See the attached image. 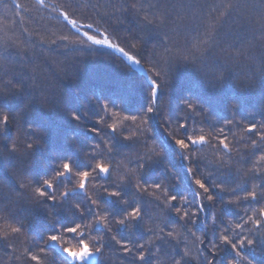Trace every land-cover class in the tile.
<instances>
[{
    "label": "trees",
    "instance_id": "16d2710c",
    "mask_svg": "<svg viewBox=\"0 0 264 264\" xmlns=\"http://www.w3.org/2000/svg\"><path fill=\"white\" fill-rule=\"evenodd\" d=\"M131 2L0 0V66L23 80L30 91L2 103L6 111H18L31 103L32 110L21 121L23 138L41 145L31 163V176L52 180L57 175L53 169L65 162H71L74 171L78 167L90 173L84 190L79 189L76 176L58 186V199L64 191H69L70 197L55 213L34 207L31 199L25 202L17 195L20 203L13 210L24 219V229L14 242V252L11 245L6 250L0 248V264H26L24 252L45 257L44 264H76L64 249L80 250L81 242L88 243L93 252L100 249L94 264H131L133 254L139 255L134 247L137 242L145 244V253H154V262L163 264H172L173 258L185 264L181 259L185 254L190 264H264V244L234 250L223 243L224 237L237 245L245 237L264 239V215H260L264 200L259 199V193L264 192L260 179L264 176V160L260 159L264 153L251 155L250 137L255 133L245 131L250 121L264 123V87L242 64L229 62L222 54L219 62L232 73V79L223 85L214 80L211 69L201 76L196 70L198 62L182 59L185 55L195 59L196 47L202 45L206 30L217 19V27L223 25L221 30L228 31L223 22L229 0H195L204 7L188 18V26L173 41L167 37L162 41L144 30V17H155L156 9L151 6L155 0H139V15L127 9ZM71 21L86 35L75 30ZM89 37L111 41L139 60L151 81L161 83L159 113L146 110L157 107L156 97L149 98L151 83L147 78ZM166 44L171 52L165 51ZM158 71L167 75L158 77ZM189 97L202 105V111H185ZM109 101L117 106L102 111L100 104ZM238 103L239 108L235 107ZM69 111H82L84 116L74 122ZM30 131L42 138L29 136ZM19 134L20 124H13L6 133L10 140ZM185 136L194 140L203 136L207 143L197 144L202 150L193 151L186 140L189 149H181L175 140ZM222 140L228 150L223 149ZM64 157L70 161L61 160ZM11 163L0 161V174L10 169ZM97 164L108 167L111 176H97L92 171ZM254 168L260 170L256 179L252 178ZM196 180L206 187L214 185V201L207 199L208 193ZM114 182L128 186L124 198L141 209V222L133 219L126 221L131 227L118 223L108 227L110 213L128 207L107 196L108 191L116 190ZM155 182L160 183L159 188ZM252 189L259 202L244 199ZM26 191L19 188V193ZM173 194L176 201L171 200ZM76 204L81 211L73 216ZM88 207L92 212L84 213ZM25 208L29 211H23ZM121 218L117 215L116 221ZM53 219L60 237L56 244L47 238L52 234ZM73 220L79 229L70 234L61 224ZM12 226L18 225L0 222V234L6 229L10 232ZM125 243L132 252L121 249Z\"/></svg>",
    "mask_w": 264,
    "mask_h": 264
},
{
    "label": "snow or ice",
    "instance_id": "6c2138e0",
    "mask_svg": "<svg viewBox=\"0 0 264 264\" xmlns=\"http://www.w3.org/2000/svg\"><path fill=\"white\" fill-rule=\"evenodd\" d=\"M156 9V14L154 19L149 20L147 16L144 17L145 29L151 33H154L161 37L163 41L164 37H167L168 41H173L177 35H179L184 28L188 26V18L197 13L198 9H202L203 5H197L195 0H155V3L151 5ZM142 5L139 4V0H132L131 3L127 5V9L139 15V8ZM226 19L224 24L228 25V31L224 32L217 27L220 24V20L217 19L216 23L209 25V28L206 30V37L202 42L201 46L196 47L193 56L189 57L187 55L183 56L182 59L189 61L190 63L198 62L197 72L201 76L208 74V69L212 70L213 78L216 82L223 85L230 79H232V73L227 69L225 64H221L218 60V57L222 54L224 58L231 62L233 60L237 61L239 64H242L244 68L252 73L254 79H256L259 86L264 87V0H260L259 3H252L251 0H229L228 10L226 13ZM64 18L67 20L68 16L65 15ZM73 26H75V21H71ZM91 39V37H89ZM96 44H100L99 40L94 41ZM171 47L166 44L165 51L171 52ZM123 52V49H120ZM125 55H127L125 53ZM132 60V57H128ZM134 63L139 64V60L133 61ZM12 75L13 79H5V77ZM158 77L166 76L167 73L158 71L156 73ZM161 83L157 80L151 81V88L149 89L150 99L152 96H155L157 99V107L153 109L152 107H147L146 110L148 113H159V101L161 99ZM30 94L28 88H26L23 80L15 77L14 73L11 70L7 69L4 66H0V161L7 159L12 162L10 169L6 170L5 173L0 174V222L8 225H18L12 226L11 231L7 229L0 234V248L7 249L10 245L13 246V252L15 251L14 242L22 234L24 229V219L19 218L18 213L13 209L14 207L19 206V197L24 199L27 202L28 199L33 201V206L37 208H45L52 213H55L58 209H62L64 203L70 197L69 191L62 192V198L58 199L56 196V191L58 186H63L64 180L68 177L76 176L79 177V189L84 190L86 183L89 181L90 173L89 171H83L80 168L76 167L75 171L73 164L71 162L62 163L61 168L53 169L54 175L52 180L41 179L39 177L31 176L30 167L32 160L35 157L36 149L40 147L36 141H28L23 138V125L21 121L24 120L25 115L32 110L30 102L25 103L18 111L7 110L3 106V101H6L9 97H22ZM198 99V98H197ZM116 107L111 101L109 104H100L102 111H107L109 107ZM235 107L239 108L240 103ZM197 109L202 111V105L194 102L191 97L186 98L185 102V111L196 112ZM84 116V113L78 111H69V119L74 122H80ZM132 121L135 122L136 117H131ZM264 120V116H262ZM13 124H20V134L11 139L6 135L7 129ZM181 127H186V125H181ZM113 128V132H115ZM222 131V130H221ZM245 131L248 133H255L251 140V148L254 151L251 153L252 156L256 155V151L264 153V123H259L250 121L249 125L245 127ZM29 136H36L37 140L42 137L37 134L36 131L28 132ZM258 137V141H257ZM126 139H133L132 137H127ZM137 141L139 138H135ZM190 141L193 151H199L202 149H197L195 146L205 145L207 141L203 136L199 140H194L191 137L185 136L184 139H176L175 144L178 145L181 149H189ZM223 146V149L228 150L229 145L220 141ZM257 144L260 147H257ZM261 160H264V154L260 156ZM61 160H69V157L61 158ZM139 167V165H138ZM92 171L97 173V176L110 177L111 173L108 167H105L103 164H97ZM260 170L257 168L252 169L253 179H256V173ZM31 176V180L29 179ZM63 178V179H62ZM261 183H264V176L260 177ZM53 181H57L56 184ZM157 188L160 187L159 182H155ZM196 184L199 185L201 189H204L208 193L207 199L209 201H214L215 196L213 194V187H206L205 183L201 180H196ZM113 186L116 188L115 191H108L107 196L110 198H115V202L128 205V207L123 208L122 211H114L110 213L112 215V221L108 225L111 226V223H118L121 227H131V224H126V221L135 219L137 222H141V209L136 208L134 204L129 203V200L125 199L127 194V185H121L119 182H114ZM19 188H24L27 191L19 193ZM223 191V189H222ZM31 193V197L28 196V193ZM257 192L255 189H252L248 192V196H245L244 199H251L252 201H257ZM259 199L264 200V192L259 193ZM171 200L176 201L177 196L175 194L171 195ZM51 201V203H49ZM95 203V201H92ZM231 203V201H229ZM73 216L77 215L80 210V205L76 204L73 206ZM128 208H132L131 211ZM23 211L28 212L27 208ZM84 213H91L92 208L88 207L87 209L82 210ZM127 213V216H124V213ZM119 215L122 218L119 221H116V216ZM260 215H264V210H261ZM27 217H25L26 219ZM57 221L53 219V227L51 233L48 235V240L52 244H56L60 237L56 234L58 229L56 228ZM97 224H101L102 221H97ZM61 227L64 228L68 233L75 234L79 229V225L75 224L73 220L72 223L61 224ZM260 225L257 223L256 228L259 229ZM163 231V230H161ZM107 235V233H106ZM171 236V233L168 234ZM113 240L115 237H111ZM158 239L161 241L165 240L164 236H159ZM264 244V239L255 238L250 239L245 237L239 241V245L229 241L227 237L223 238V243L230 244L231 247L235 250L237 247L243 248L247 246H253L257 243ZM117 243H120L117 241ZM147 243H151L148 241ZM121 249L125 253L132 252V249L128 245L121 244ZM136 251L139 252V255L133 254L131 264H163L162 261H155L152 259L154 253L151 251L145 253L144 243H139L134 245ZM66 254L73 260L79 261L83 264L88 258L100 254V249L97 248L95 252L89 247L88 243L81 242L80 250L64 249ZM160 251V249H157ZM23 259L26 264H44L45 257L40 255H29L28 252L22 253ZM185 256L181 257L184 259L185 264H190V261ZM172 264H180L179 260L173 258ZM211 264V262H209Z\"/></svg>",
    "mask_w": 264,
    "mask_h": 264
},
{
    "label": "water",
    "instance_id": "95a60500",
    "mask_svg": "<svg viewBox=\"0 0 264 264\" xmlns=\"http://www.w3.org/2000/svg\"><path fill=\"white\" fill-rule=\"evenodd\" d=\"M73 25V24H72ZM75 27V26H74ZM75 30H77V31H79V32H81L77 27H75ZM83 35H85L83 32H81ZM92 42H94V41H96V39L95 38H92L91 37V39H90ZM101 42V41H100ZM107 42L108 43H100V44H96V45H101V46H105V47H108V48H110V49H112L114 52H116L117 54H119L120 56H122L124 59H126L129 63H131L136 69H138L139 71H141V73L143 74V75H145L146 77H147V80L151 83V80L149 79V77H148V75H147V73H146V71H145V69L142 67V65L139 63V64H137V63H134L133 61H135L136 59L135 58H133L131 55H129L128 53H126L124 50H123V52H121L120 51V47H118L117 45H115V44H113L111 41H109V40H107ZM125 53L127 54V55H125ZM128 57H132L133 59L132 60H130V59H128Z\"/></svg>",
    "mask_w": 264,
    "mask_h": 264
},
{
    "label": "rangeland",
    "instance_id": "374dc122",
    "mask_svg": "<svg viewBox=\"0 0 264 264\" xmlns=\"http://www.w3.org/2000/svg\"><path fill=\"white\" fill-rule=\"evenodd\" d=\"M82 32V31H81ZM85 34V33H84ZM86 35V34H85ZM99 41H101L102 43H108L107 42V40H105V39H103V40H99ZM99 46H101V45H99ZM103 47H105V46H103ZM106 48H108V47H106ZM110 49V48H109ZM112 50V49H111ZM113 51V50H112ZM116 53V52H115ZM117 55H119V54H117ZM120 56V55H119ZM122 57V56H121ZM123 58V57H122ZM124 59V58H123ZM127 63H129L126 59H124ZM133 68H135L131 63H129ZM136 69V68H135ZM137 71H139L138 69H136ZM140 73H141V71H139ZM145 76V75H144ZM146 77V76H145ZM147 78V77H146ZM150 83V82H149ZM65 252V251H64ZM66 253V252H65ZM68 256V255H67ZM68 258H70L69 256H68ZM71 259V258H70ZM95 260H96V255H94V256H92V257H90V258H88L86 261H84L83 262V264H86V263H88V264H94V262H95ZM71 261L72 262H76V264H81V262H79V261H73L72 259H71Z\"/></svg>",
    "mask_w": 264,
    "mask_h": 264
}]
</instances>
